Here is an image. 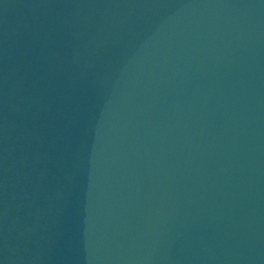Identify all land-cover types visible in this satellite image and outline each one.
I'll use <instances>...</instances> for the list:
<instances>
[{
	"label": "water",
	"instance_id": "water-1",
	"mask_svg": "<svg viewBox=\"0 0 264 264\" xmlns=\"http://www.w3.org/2000/svg\"><path fill=\"white\" fill-rule=\"evenodd\" d=\"M0 264H264V0H0Z\"/></svg>",
	"mask_w": 264,
	"mask_h": 264
}]
</instances>
